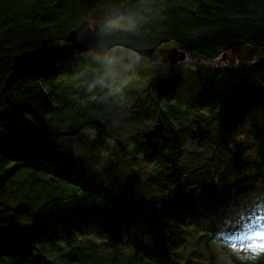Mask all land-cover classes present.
Segmentation results:
<instances>
[{
    "label": "trees",
    "instance_id": "16d2710c",
    "mask_svg": "<svg viewBox=\"0 0 264 264\" xmlns=\"http://www.w3.org/2000/svg\"><path fill=\"white\" fill-rule=\"evenodd\" d=\"M84 20L98 55L5 89ZM161 47L186 59L137 54ZM262 59L264 0H0V264H223L264 224Z\"/></svg>",
    "mask_w": 264,
    "mask_h": 264
},
{
    "label": "water",
    "instance_id": "95a60500",
    "mask_svg": "<svg viewBox=\"0 0 264 264\" xmlns=\"http://www.w3.org/2000/svg\"><path fill=\"white\" fill-rule=\"evenodd\" d=\"M101 27L97 23L84 20L72 30L62 44H53L36 50L24 52L16 56L12 71L5 82V89L9 90L20 79L26 78L35 68L48 60H78L100 53ZM139 56L154 63L177 64L186 59V53L175 47L146 48L137 51ZM264 67V59L254 63ZM8 100V98H7ZM164 132L161 120L150 131L143 134L148 142H153Z\"/></svg>",
    "mask_w": 264,
    "mask_h": 264
},
{
    "label": "snow or ice",
    "instance_id": "6c2138e0",
    "mask_svg": "<svg viewBox=\"0 0 264 264\" xmlns=\"http://www.w3.org/2000/svg\"><path fill=\"white\" fill-rule=\"evenodd\" d=\"M233 249L239 248L241 252L247 253L245 260L256 258L264 259V224L250 223L246 231L227 241Z\"/></svg>",
    "mask_w": 264,
    "mask_h": 264
},
{
    "label": "rangeland",
    "instance_id": "374dc122",
    "mask_svg": "<svg viewBox=\"0 0 264 264\" xmlns=\"http://www.w3.org/2000/svg\"><path fill=\"white\" fill-rule=\"evenodd\" d=\"M155 171L156 170L154 169L153 166H150V165H143L142 166V174H143L144 179H148V178L152 177L154 175V173H156ZM230 259L231 258H229V260Z\"/></svg>",
    "mask_w": 264,
    "mask_h": 264
},
{
    "label": "clouds",
    "instance_id": "9594fccd",
    "mask_svg": "<svg viewBox=\"0 0 264 264\" xmlns=\"http://www.w3.org/2000/svg\"><path fill=\"white\" fill-rule=\"evenodd\" d=\"M248 261H250V264H257L258 260L256 258H252V259H250Z\"/></svg>",
    "mask_w": 264,
    "mask_h": 264
}]
</instances>
